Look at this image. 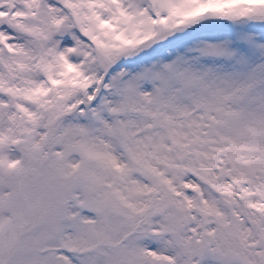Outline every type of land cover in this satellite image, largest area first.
<instances>
[{
    "label": "snow or ice",
    "instance_id": "snow-or-ice-1",
    "mask_svg": "<svg viewBox=\"0 0 264 264\" xmlns=\"http://www.w3.org/2000/svg\"><path fill=\"white\" fill-rule=\"evenodd\" d=\"M0 264H264V0H0Z\"/></svg>",
    "mask_w": 264,
    "mask_h": 264
}]
</instances>
